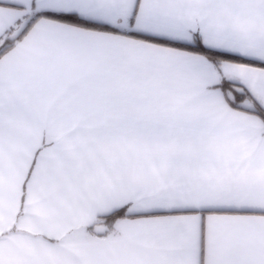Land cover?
Masks as SVG:
<instances>
[{
    "label": "snow or ice",
    "instance_id": "1",
    "mask_svg": "<svg viewBox=\"0 0 264 264\" xmlns=\"http://www.w3.org/2000/svg\"><path fill=\"white\" fill-rule=\"evenodd\" d=\"M0 264H264V0H0Z\"/></svg>",
    "mask_w": 264,
    "mask_h": 264
}]
</instances>
